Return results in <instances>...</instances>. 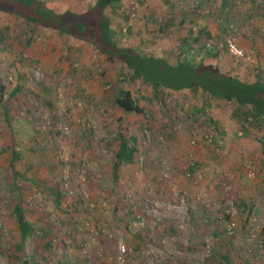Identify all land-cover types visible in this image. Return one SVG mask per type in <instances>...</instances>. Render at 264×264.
Returning a JSON list of instances; mask_svg holds the SVG:
<instances>
[{"label":"rangeland","instance_id":"obj_1","mask_svg":"<svg viewBox=\"0 0 264 264\" xmlns=\"http://www.w3.org/2000/svg\"><path fill=\"white\" fill-rule=\"evenodd\" d=\"M46 3L78 12L90 4ZM113 5L118 46L138 45L171 64L212 63L248 80L264 68V0ZM3 28L0 264L25 257L29 264H213L212 255L226 252L233 264H264V117L244 120L234 116L235 103L187 88L156 93L124 64L55 30L34 27L28 45L0 13ZM228 34L244 56L228 51ZM16 85L21 90L10 96ZM122 87L132 89L143 116L115 105ZM123 116L137 154L113 173ZM19 196L33 224L24 242L13 208ZM118 244L128 247L123 263Z\"/></svg>","mask_w":264,"mask_h":264},{"label":"trees","instance_id":"obj_2","mask_svg":"<svg viewBox=\"0 0 264 264\" xmlns=\"http://www.w3.org/2000/svg\"><path fill=\"white\" fill-rule=\"evenodd\" d=\"M119 1L121 0H89L87 8L78 12L72 9L62 11L52 9L45 0H0V13L15 21L17 35L28 45L33 41L31 34L34 27L55 30L62 35L91 44L109 63L124 64L133 78L147 80L156 93L166 88L173 90L187 88L200 91L205 96L235 103L234 116L240 115L244 120L264 117V68L258 65L255 79L248 80L226 73L212 63L202 61L193 63L189 59H179L171 64L163 57L142 54L138 45L118 46L113 37L110 6ZM226 21L228 29L235 31L236 28L230 20ZM6 38L3 28L0 30V43L2 44ZM195 40L201 41V38L195 37ZM20 90L21 86L16 85L10 91V96H16ZM4 93L5 85L0 82V100ZM113 101L124 113L144 115L143 107L138 104L129 87L119 88ZM3 103L6 105L8 101ZM207 119L216 125L210 116ZM127 121L123 116L118 123L113 173L118 172L123 165L132 164L137 154V140L128 134L125 126ZM165 138L173 141L175 137ZM11 143H13L11 137H8L7 145L12 147ZM17 154L18 152L13 150L11 158L14 160ZM187 169L193 173L196 167L189 164ZM15 201L13 207L15 223L21 242H24L31 235L33 224L25 216L20 196ZM211 261L213 264H233L227 252L212 255ZM19 264H29L28 259L23 258Z\"/></svg>","mask_w":264,"mask_h":264},{"label":"built area","instance_id":"obj_3","mask_svg":"<svg viewBox=\"0 0 264 264\" xmlns=\"http://www.w3.org/2000/svg\"><path fill=\"white\" fill-rule=\"evenodd\" d=\"M226 46L228 51L236 58L244 56L243 49L237 44L236 38L233 34H228L226 37ZM249 176L252 174V170L248 171ZM128 249L124 244H118V255L117 259L120 263L124 262Z\"/></svg>","mask_w":264,"mask_h":264},{"label":"crops","instance_id":"obj_4","mask_svg":"<svg viewBox=\"0 0 264 264\" xmlns=\"http://www.w3.org/2000/svg\"><path fill=\"white\" fill-rule=\"evenodd\" d=\"M46 1V0H45ZM261 140H262V138H261Z\"/></svg>","mask_w":264,"mask_h":264}]
</instances>
